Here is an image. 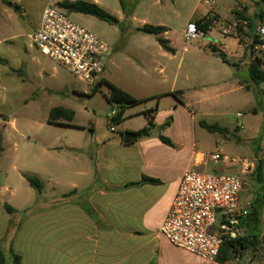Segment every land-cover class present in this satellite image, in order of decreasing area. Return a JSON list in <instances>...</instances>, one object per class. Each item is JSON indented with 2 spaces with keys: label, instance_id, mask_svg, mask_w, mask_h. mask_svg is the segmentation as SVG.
Listing matches in <instances>:
<instances>
[{
  "label": "crops",
  "instance_id": "0c3cea01",
  "mask_svg": "<svg viewBox=\"0 0 264 264\" xmlns=\"http://www.w3.org/2000/svg\"><path fill=\"white\" fill-rule=\"evenodd\" d=\"M94 3L103 8L99 1ZM205 5L204 13L189 22L210 18L213 25L208 33H212L220 17L211 10L208 1ZM199 11L200 4H197L195 13ZM215 15L218 16L216 21L213 20ZM261 17L264 19V11ZM159 26L168 29L163 36L175 49V53L166 51L156 37L163 58L171 59L186 50L184 31L179 37H173L167 25ZM237 32L228 36L223 34L224 38L220 36L223 48L215 45L213 55H228L226 51L230 48V55L237 60L233 63L235 66L243 60H248L250 66L253 61L250 42L255 29L250 36ZM4 64H11L10 60L0 56V80L9 75L1 67ZM153 64L161 68L162 73L166 71L163 63L156 60ZM24 67L22 63L21 68ZM38 67L39 62L32 59L28 69L35 71ZM38 72L42 75L41 69ZM37 89L40 91L41 85L36 86ZM52 95L50 90L47 96ZM39 96L35 91L24 97L21 101L23 107L31 109ZM176 98L183 104L181 98ZM132 110V107L126 109L124 118ZM145 115L148 118L145 128L149 126V116L154 118V125L149 135H142L134 143L125 144L122 136L98 142L91 137L86 141L72 140L62 146L45 133L46 127L56 125L49 122L50 113L43 121L34 114H26L20 120L16 117L10 119L0 112V136L4 146L0 161V249L6 258L13 249L21 256L22 264H252L256 254L263 253L261 241L253 233L250 209L249 215L242 218L241 226L244 238L255 243L247 244L237 256H229L226 263L206 261L174 246L160 233L186 171L210 173L207 171L210 163H213V173H219L220 169L240 172V169L216 164L210 158L202 160L203 154L217 150L222 153L221 141H216L213 151L202 150L193 122L186 125L173 120L172 124L167 123V127L162 128L157 110L151 109ZM172 128L177 130L172 132ZM142 130L128 128L127 132ZM14 134L23 137L27 143L25 153L17 150L16 142V149L11 152ZM162 136L172 145L163 142ZM32 138L38 148L36 155L27 153L33 149L30 146ZM259 156L261 153L255 152L251 157L243 158L256 159ZM26 175L41 180L44 185L42 193L31 187ZM144 177L161 183L130 186ZM251 195L254 201V195L244 188L243 200ZM7 205L14 211H9ZM8 263L12 264V258H7Z\"/></svg>",
  "mask_w": 264,
  "mask_h": 264
},
{
  "label": "rangeland",
  "instance_id": "374dc122",
  "mask_svg": "<svg viewBox=\"0 0 264 264\" xmlns=\"http://www.w3.org/2000/svg\"><path fill=\"white\" fill-rule=\"evenodd\" d=\"M85 1H99L119 21L112 24L90 15L69 14L73 22L110 45L104 78L134 97L144 99V102L132 107L133 110L121 123L110 121L112 114L121 112L123 108L109 100L110 88L106 84L93 94L94 87L79 81L31 44L29 36L37 30L48 0H0V56L8 58L11 63L1 66L9 73L8 78L2 76L0 80L1 113L10 119L16 117L20 120L26 114H34L44 121L51 109L64 107L74 111L73 124L79 128L46 127L48 138L64 146L69 141H86L91 137L97 142L118 136L124 138L128 128L144 129L148 125L145 113L154 109L163 123L162 128H166L167 123L172 124L173 120L186 125L193 122L200 148L204 151H213L216 141H221L223 154L235 157H251L255 152L264 154V82L253 80L248 60L235 66L233 63L237 60L230 55V48L224 57L213 55L215 45L223 48V40H220V36L224 38L222 28L239 20L236 9L243 4V16L247 22L252 21L255 27L264 25L261 17L264 4L260 0ZM206 1L215 4L211 10L219 15L220 21L214 24L212 33L203 38L184 40L186 50L180 51L176 57L163 58L156 37L138 31L145 24L167 25L171 36L179 37L191 19L204 13ZM197 4H200V11L195 13ZM217 19L215 15L213 20ZM235 31L240 35L252 34L249 24H240ZM32 59L39 62L35 71L28 69ZM156 60L166 65L164 73L154 66ZM22 63L24 68H21ZM40 69L42 75L38 72ZM38 85H41L40 91L36 90ZM50 90L52 97L47 96ZM35 91L40 95L38 102L31 109L23 107L22 99ZM176 97L181 98L183 104ZM137 111L145 112L134 114ZM238 114H243L244 130L237 127ZM203 123L218 126L222 131H209L202 127ZM175 130L171 129L172 132ZM14 136L11 152L16 149V142L17 150L25 153L27 143L24 138L17 134ZM30 146L33 149L27 153L36 155L38 148L33 138ZM210 166L207 171L213 173V163ZM219 174L237 175L239 172L220 169ZM244 181L245 188L255 197L250 219L253 233L263 248V253L256 254L252 264H264V188L250 177H245ZM7 258L10 260V255Z\"/></svg>",
  "mask_w": 264,
  "mask_h": 264
},
{
  "label": "built area",
  "instance_id": "2783aa9c",
  "mask_svg": "<svg viewBox=\"0 0 264 264\" xmlns=\"http://www.w3.org/2000/svg\"><path fill=\"white\" fill-rule=\"evenodd\" d=\"M66 1L78 0H48L39 27L29 36L30 42L79 81L96 88L105 79V60L110 45L72 21L60 7ZM208 4L215 5L210 1ZM236 10L243 14L245 5ZM240 24L248 25V22L236 20L223 28V34L230 35ZM205 35L196 22H189L184 30L186 41L201 39ZM255 36L256 39L250 42L253 60L260 62L264 71V25L255 28ZM116 115L115 111L110 121L113 122ZM242 118L243 114L237 115V127L244 130ZM207 158L228 168H239L240 172L222 175L186 171L160 233L180 249L206 261H217L225 243L244 238L241 220L249 215L253 202L252 195L245 200L242 198L244 179L256 170L259 158L235 157L222 154L220 150L201 155L202 160Z\"/></svg>",
  "mask_w": 264,
  "mask_h": 264
},
{
  "label": "trees",
  "instance_id": "16d2710c",
  "mask_svg": "<svg viewBox=\"0 0 264 264\" xmlns=\"http://www.w3.org/2000/svg\"><path fill=\"white\" fill-rule=\"evenodd\" d=\"M260 1L264 3V0H260ZM60 7L64 9L68 14L80 13V14L90 15L100 20L112 23V24H118L119 22L117 18L109 14L104 8H102L98 4L87 2L85 0H78L74 2L66 1V2L61 3ZM236 15L238 19L246 20L243 14L236 12ZM196 23L199 29L204 31L205 33H208L213 25V21L210 18H204V19L198 20L196 21ZM248 24H249V27L252 28V33H253L255 29V25L252 22H249ZM138 31L157 37L158 42L166 51L170 53H175V49L170 46V42L163 36L165 33L168 32V29L166 27L153 26V25L146 24L145 26L138 28ZM253 39H256L255 35ZM220 56L224 57L223 54H220ZM224 61L226 60L224 59ZM250 71H251V76L253 80H255L256 82H264V71L261 68L260 62L252 61L250 65ZM104 84H106L110 88L109 100L111 102H116L120 104L123 108L122 111L117 113L116 117L114 118V121L118 123H121L124 120L126 109L137 106L141 104L142 102H144V99H138L134 97L127 91L121 89L120 87H117L116 85H114L113 83L105 79L94 89L93 94L96 93L99 90V87L103 86ZM74 117H75L74 111L70 109H66L64 107H57V108L52 109V111L50 112L49 122L51 124H56L60 126L79 128L72 124ZM149 121H150L149 126L139 132L143 136L149 135V131L154 125V118L152 116H149ZM202 127L212 132H214L215 130L222 131V129L219 128L218 126L208 125L206 123H203ZM161 139L166 144L172 145V142L168 138L162 136ZM3 153H4L3 137L0 136V161L2 159ZM263 156L264 154L258 157L259 161L257 162L256 170L251 175H249L251 180L259 184L261 188H264V158ZM26 178L29 184L31 185V187H33L38 193L43 192L44 185L39 178L35 176H31V175H26ZM148 183L160 184L161 182L156 179L144 177L142 181L138 183L130 184V186H138V185L148 184ZM6 208L11 212L14 211V209L8 205L6 206ZM250 243L254 244L255 242L251 241L248 238H242L238 241L225 243L221 249V252H220L219 257L217 258V261L220 263H226L229 259V256L231 257L237 256L247 246V244H250ZM10 255L12 258V264H22L21 256L15 253L13 249H11ZM6 263H7L6 254L0 249V264H6Z\"/></svg>",
  "mask_w": 264,
  "mask_h": 264
},
{
  "label": "water",
  "instance_id": "95a60500",
  "mask_svg": "<svg viewBox=\"0 0 264 264\" xmlns=\"http://www.w3.org/2000/svg\"><path fill=\"white\" fill-rule=\"evenodd\" d=\"M142 137L141 134L139 133H134V132H126L124 135V143L125 144H131L136 142L138 139Z\"/></svg>",
  "mask_w": 264,
  "mask_h": 264
}]
</instances>
